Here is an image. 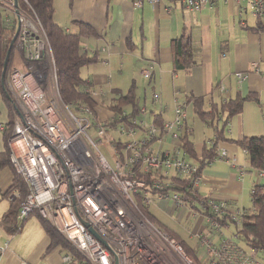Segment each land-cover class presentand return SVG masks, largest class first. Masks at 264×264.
Returning <instances> with one entry per match:
<instances>
[{
  "label": "crops",
  "instance_id": "0c3cea01",
  "mask_svg": "<svg viewBox=\"0 0 264 264\" xmlns=\"http://www.w3.org/2000/svg\"><path fill=\"white\" fill-rule=\"evenodd\" d=\"M53 7L54 21L66 31L79 33V24L91 30L81 36L80 44L84 52L97 60L81 66L80 74L91 83L99 100L104 99L93 113L98 122L111 119L107 107L109 113L98 107L108 104L109 97L116 93L132 90L139 104L137 85L144 81L142 86L147 85L152 95L149 124H154V115H160L163 123L174 120L176 105H184L183 123L172 131L178 135L187 131L200 156L205 144L214 142V126L219 128L221 121L213 126L205 124L186 98H208L210 95L214 102L244 98L240 111L226 122L224 134L228 140H218L215 146L217 152L224 149L227 155L224 158L216 155L203 167L197 194L202 200L223 203L226 210L222 215H229L228 220H239L238 224L248 211L255 214L257 209L252 204V193L256 185H264V175H257L261 170L252 168L246 151L234 140L242 135H264V17L256 18L248 12L245 1L238 5L230 0L215 1L199 11L188 9L182 0H158L155 3L143 0L140 6H135L133 0H53ZM183 34L192 42L197 63L189 70L173 72L170 42ZM51 54L53 56L52 50ZM144 70L150 72L148 77L143 76ZM155 93L160 95L158 99H155ZM249 94L253 98H246ZM208 105L205 103L204 108L208 109ZM140 107L142 111L138 115L145 112V105ZM189 109L204 124L205 137L195 134L194 127L189 125ZM8 110L9 104L0 90L2 125L8 119ZM125 110L128 112L130 108L125 107ZM100 114L104 118L101 119ZM138 115L134 119L145 123V117L138 120ZM2 130L0 152L4 150ZM139 130L137 136L131 137L140 139L143 132ZM110 135V139L112 136L123 137L115 130ZM159 136L150 145L154 150L172 151L177 147L178 138L173 139L168 131ZM186 158L194 163L193 159ZM12 178L10 167L0 168V217L10 206L11 195L7 197L5 192ZM152 205L166 214L171 209L169 216L192 226L190 237L194 239L201 233L216 243V238L223 235L234 239L246 252L255 250L236 237L231 222L220 223L218 229L212 227L208 220L215 219L201 212L206 209L195 199L181 208H175L171 200ZM237 209L243 213L234 218L231 212L235 214ZM189 220L198 221L190 223ZM196 225L201 232L195 230ZM262 245L255 254L252 253L258 260H264V243ZM66 253L62 245L52 246L37 218L24 220L16 234L0 228V264H61Z\"/></svg>",
  "mask_w": 264,
  "mask_h": 264
},
{
  "label": "built area",
  "instance_id": "2783aa9c",
  "mask_svg": "<svg viewBox=\"0 0 264 264\" xmlns=\"http://www.w3.org/2000/svg\"><path fill=\"white\" fill-rule=\"evenodd\" d=\"M215 1L219 0H182L193 11ZM230 1L238 5L245 1L248 12L256 18L264 17V0ZM142 2L133 0L135 6ZM18 10L17 14L14 0H0V27L17 30L12 49L19 51L25 66L21 70L9 64L5 77L6 91L15 108L8 139L9 159L28 186L19 218L36 211L84 258L83 263L76 264H196L174 238L142 215L134 193L139 192L148 205L171 200L175 208L186 206L194 200L193 192L201 181L198 165L184 156L179 141L172 151L154 150L151 141L160 137L154 124L145 125L134 118L127 122L122 117L114 125L107 119L98 122L85 106L78 114L72 112L60 100L55 63L44 29L32 16ZM149 74L143 71V76ZM91 93L96 96L95 91ZM159 96L154 94L155 99ZM183 107L176 105L175 119L163 123L164 132L168 131L173 139L178 134L172 129L183 123ZM121 122L129 128L125 130ZM3 127L0 124V129ZM93 128L95 132L91 133ZM107 129L129 137L136 129L143 133L140 139H107L105 144L110 145L114 157L111 164L99 149ZM226 155L224 149L217 152V157ZM257 175L262 177L264 169ZM206 205L215 215L226 210L223 203L211 199H206ZM241 213L240 209L231 212L234 218ZM208 221L214 228L220 225L217 220ZM89 227L103 241L92 235ZM195 230L201 232L198 225ZM197 234L198 238L205 237ZM203 240L209 264H264V260L255 258V251L246 252L232 238L221 235L216 243ZM73 261L66 253L61 264Z\"/></svg>",
  "mask_w": 264,
  "mask_h": 264
},
{
  "label": "trees",
  "instance_id": "16d2710c",
  "mask_svg": "<svg viewBox=\"0 0 264 264\" xmlns=\"http://www.w3.org/2000/svg\"><path fill=\"white\" fill-rule=\"evenodd\" d=\"M18 6L24 13L36 19L46 33L55 61L57 87L61 102L67 105L69 109L76 114L79 113L81 106L90 108L95 114V107L99 102L102 103L104 99L100 101L97 96L92 95V90H95L92 88L91 83L83 79L80 74L81 66L93 63L97 60L95 56H89L84 52L80 44L81 36L91 30L88 26L79 24V33H71L58 25L53 19V0H18ZM13 34V28L0 27V76L2 74L4 58ZM170 48L173 72L189 70L190 67L197 63L194 57L192 42L190 38L184 34L173 38L170 42ZM9 64L10 59L5 69L4 81L0 82L1 93L9 104L8 119L2 130L4 150L0 152V168L6 166L10 167L13 178L12 183L5 192L7 197L11 195L10 206L0 217V228L9 234H16L20 230L24 220L34 215L41 222L44 230L49 235L52 246L62 245L63 248L67 250V253L72 255L74 261L70 264H76L77 262L83 263L84 258L36 211L31 212L27 217L19 218V209L28 193V186L22 175L14 169L9 159L8 139L12 134L13 119L15 116V108L11 100L8 99L9 97L6 91L5 77ZM250 97L253 98L250 94L246 96V98ZM108 100L109 103L106 107L111 111V118H113V120L110 118L107 120L110 121L109 123L111 125L119 122L118 117H122V120L130 122L131 119L135 118V116L142 111L140 104L137 102L138 98L135 97L132 90L125 94L116 93L115 96L109 97ZM186 100L192 102L194 113L205 124L213 126L214 123L221 121V126L219 128L214 126V142L211 145L205 144L200 156L196 154L194 143L190 139L187 131L178 135L179 149H181L184 156L194 160L198 165L197 173H200L203 167L217 155L215 146L218 140H228L224 134L226 122L230 117L240 111L244 98L214 102L209 95L208 98L188 97ZM207 102L209 103L208 109H205L204 106ZM125 107H129L130 111L126 112ZM153 122L158 130L157 135H162L164 130L160 115H154ZM155 140L156 138H154L151 143ZM234 142L246 151L253 169H264V135H242L235 139ZM115 145L118 149L122 148V145L118 142H116ZM144 177L150 179L149 175H144ZM193 193V198L201 202L202 206L206 209L201 212L219 221V223H226V221L231 222L232 219L228 220L229 215H215L210 206L206 205V199L203 198L204 200H202L197 194V191ZM134 195L137 209L143 216L158 228L165 231L170 237L174 238L186 255L191 257L196 264H209L207 259L202 261L198 258L194 246L187 242L178 232L158 221L150 211V205L142 201L139 192H135ZM252 204L257 209L255 214L248 211L246 215L242 216L241 224L236 223L234 220L231 223L234 224L236 237L245 245L255 249L254 251L256 252L264 243V185H256L254 187ZM192 206L191 204V207Z\"/></svg>",
  "mask_w": 264,
  "mask_h": 264
},
{
  "label": "rangeland",
  "instance_id": "374dc122",
  "mask_svg": "<svg viewBox=\"0 0 264 264\" xmlns=\"http://www.w3.org/2000/svg\"><path fill=\"white\" fill-rule=\"evenodd\" d=\"M19 7V6H18ZM22 11V10H21ZM11 62V65L13 67L19 68L21 70H24L25 66L22 60V57L19 53V51L17 49H12V53H11V58H10V54L8 57V61L7 64L9 62ZM54 60V57H53ZM55 63V61H54ZM7 67V66H6ZM144 84V81L142 82H138L137 85V93L140 95V106L145 105V112H142L141 114L138 115V120L142 117H145L146 121H145V125H149L150 122L149 121V117L151 116V109L153 107L151 98V91L150 88L147 87V85L142 86ZM144 89H145V96H143L144 94ZM100 98V97H99ZM108 103V100H107ZM107 104L102 105L103 107H101L99 105L98 109L104 111L106 110V112L109 113L108 109L106 108ZM102 118L103 114L99 115ZM187 121L189 123L190 126L194 127V133L197 134L198 136L200 135L202 138L204 135V131H203V126L204 124L192 113L190 112V109L188 111V118ZM193 123V125H192ZM120 126H122L125 130H127L129 128V126L127 124H124V122L119 123ZM139 129L135 130V133L133 135L137 136V134L139 133ZM91 133L95 132V129L93 128L91 131ZM110 133L111 130L109 132V129H107V132L105 134V136H103L101 138V141H103L102 143L99 144V149L105 154V156L108 158V161L113 164L114 163V157L112 154V150L110 148L109 144H105V139H110ZM105 137V138H104ZM113 137V136H112ZM123 140H131V137H129V135H123V137H121ZM136 138V137H134ZM150 211L154 214V216L158 219V221H160L162 224H164L165 226L169 227V228H174L187 242H189L192 246H194L198 258L202 261H204L207 258V251H206V246L201 245L202 242H205L204 239H206V237H202L200 236L199 238L196 237L195 239L190 237L191 232H192V226L188 225L186 226L184 223H179L178 221L174 220V218L172 216H169L171 213V209L169 210L168 214H166V212L161 211L160 209H158L155 205H150ZM33 218H36L34 215L29 216ZM190 223H195L198 220H189ZM153 224V223H152ZM192 225V224H191ZM153 226H155L156 229L160 230V228H158L155 224H153ZM232 228V226H231ZM218 229V228H217ZM200 230V229H199ZM200 232V231H198ZM228 238V237H227ZM208 239V237H207ZM209 243V240L207 241ZM207 244V243H206ZM203 246V247H202Z\"/></svg>",
  "mask_w": 264,
  "mask_h": 264
},
{
  "label": "water",
  "instance_id": "95a60500",
  "mask_svg": "<svg viewBox=\"0 0 264 264\" xmlns=\"http://www.w3.org/2000/svg\"><path fill=\"white\" fill-rule=\"evenodd\" d=\"M14 7L16 9V13L18 14L19 13V7H18V0H14ZM16 34H17V30L14 32L13 34V37L11 38L10 40V43H9V46H8V49H7V52H6V55H5V58H4V62H3V69H2V74H1V81L3 82L4 81V75H5V69H6V66H7V61H8V57H9V54L11 53V50H12V47H13V43H14V40L16 38ZM9 97V95H8ZM9 100H11V98L9 97ZM89 231L92 233V235H94L97 239L103 241L101 239V237L96 233L95 230H93L91 227H89Z\"/></svg>",
  "mask_w": 264,
  "mask_h": 264
}]
</instances>
